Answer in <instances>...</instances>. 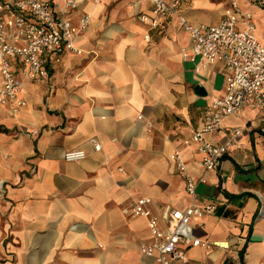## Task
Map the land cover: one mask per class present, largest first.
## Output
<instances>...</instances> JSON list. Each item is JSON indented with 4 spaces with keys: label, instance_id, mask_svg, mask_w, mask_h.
Masks as SVG:
<instances>
[{
    "label": "crops",
    "instance_id": "obj_1",
    "mask_svg": "<svg viewBox=\"0 0 264 264\" xmlns=\"http://www.w3.org/2000/svg\"><path fill=\"white\" fill-rule=\"evenodd\" d=\"M44 1L73 21L86 13L91 21L75 37L79 54L49 56L47 79H28L13 60L25 104L13 112L0 103V264H157L140 252L150 232L132 209L138 197H150L148 208L164 226V209L189 204L172 155L179 151L193 178L202 174L195 145L183 139L224 93L223 66L195 73L181 59L189 38L175 16L153 29L137 19L150 12L142 0H77L71 9L66 0ZM238 3L264 45V0ZM227 7L228 0H179L178 10L191 22L215 24ZM260 114L244 108L207 135L222 143L242 129L197 187L199 201L214 207L192 219V233L219 246L184 247L185 261L171 264H264ZM71 148L86 156L64 161Z\"/></svg>",
    "mask_w": 264,
    "mask_h": 264
},
{
    "label": "built area",
    "instance_id": "obj_2",
    "mask_svg": "<svg viewBox=\"0 0 264 264\" xmlns=\"http://www.w3.org/2000/svg\"><path fill=\"white\" fill-rule=\"evenodd\" d=\"M101 0H93L98 3ZM149 4L150 12L137 15V19L155 29L166 15L175 16L179 26L188 34L189 44L180 50L183 62H189L195 73L207 66L220 64L225 74L224 93L212 100L203 113L200 126L183 139V144H194L199 153L198 165L202 174L193 178L186 164L175 150L172 158L175 167L184 179V188L189 204L185 209L163 210L164 226L148 208L150 197H138L133 213L147 218L150 239L142 243L140 252L153 257L157 264L185 261L184 247L219 246L192 233V219L211 213L213 204L201 203L197 187L206 182L205 174L214 171L225 156L235 137L242 129L233 128L222 143L211 142L207 135L222 127L223 119L236 116L244 108L257 109L264 120V45L255 35L252 14L239 6L238 0H228L224 16L215 24L194 23L179 10V0H142ZM77 0H66L65 8H75ZM91 16L86 13L76 21L70 16L55 13L53 6L44 0H0V103L15 112L25 102L19 97L20 80L13 68V60L20 59L24 75L33 81L49 77L46 67L49 56L55 61L66 52L79 54L75 37L90 24ZM147 38L149 35L146 36ZM138 118H142L138 115ZM98 151L100 145L93 144ZM86 152L71 148L63 152L66 162L83 159Z\"/></svg>",
    "mask_w": 264,
    "mask_h": 264
},
{
    "label": "trees",
    "instance_id": "obj_3",
    "mask_svg": "<svg viewBox=\"0 0 264 264\" xmlns=\"http://www.w3.org/2000/svg\"><path fill=\"white\" fill-rule=\"evenodd\" d=\"M0 130H3V128H2V127H0Z\"/></svg>",
    "mask_w": 264,
    "mask_h": 264
}]
</instances>
